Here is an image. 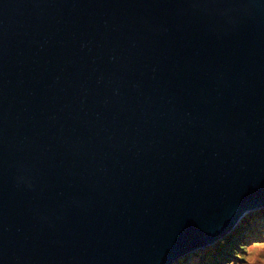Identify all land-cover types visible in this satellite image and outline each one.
<instances>
[{"label":"water","instance_id":"water-1","mask_svg":"<svg viewBox=\"0 0 264 264\" xmlns=\"http://www.w3.org/2000/svg\"><path fill=\"white\" fill-rule=\"evenodd\" d=\"M264 213V0H0V264H173Z\"/></svg>","mask_w":264,"mask_h":264},{"label":"rangeland","instance_id":"rangeland-1","mask_svg":"<svg viewBox=\"0 0 264 264\" xmlns=\"http://www.w3.org/2000/svg\"><path fill=\"white\" fill-rule=\"evenodd\" d=\"M234 246H239L241 253L232 250ZM209 263L264 264V213L247 214L237 224L235 230L222 240L209 246L197 247L179 257L173 264Z\"/></svg>","mask_w":264,"mask_h":264},{"label":"bare ground","instance_id":"bare-ground-1","mask_svg":"<svg viewBox=\"0 0 264 264\" xmlns=\"http://www.w3.org/2000/svg\"><path fill=\"white\" fill-rule=\"evenodd\" d=\"M245 216H246V215L242 216L241 219H240V221H241ZM240 221H239V222H240ZM239 222H238V223H239ZM234 230H235V228L232 229V230H229L228 233H227L226 235H228L229 233H231V232L234 231ZM226 235H225V236H226ZM225 236H224V237H225ZM224 237H221L220 240H222ZM220 240H219V241H220ZM217 242H218V241H217ZM176 261H177V260H175L173 263H175Z\"/></svg>","mask_w":264,"mask_h":264},{"label":"trees","instance_id":"trees-1","mask_svg":"<svg viewBox=\"0 0 264 264\" xmlns=\"http://www.w3.org/2000/svg\"><path fill=\"white\" fill-rule=\"evenodd\" d=\"M248 236L251 237L249 233H248ZM242 248H243V246H242ZM232 250H234V251L237 252V253H241V251H240L241 248H239V246H238V247H235V246H234V248H233ZM209 264H210V263H209Z\"/></svg>","mask_w":264,"mask_h":264}]
</instances>
